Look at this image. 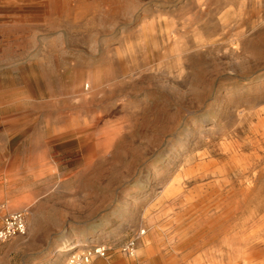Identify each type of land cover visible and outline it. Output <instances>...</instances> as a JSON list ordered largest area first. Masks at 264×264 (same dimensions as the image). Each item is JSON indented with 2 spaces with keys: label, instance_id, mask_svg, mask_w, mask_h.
Listing matches in <instances>:
<instances>
[{
  "label": "rangeland",
  "instance_id": "374dc122",
  "mask_svg": "<svg viewBox=\"0 0 264 264\" xmlns=\"http://www.w3.org/2000/svg\"><path fill=\"white\" fill-rule=\"evenodd\" d=\"M263 107L264 0H0V264H249Z\"/></svg>",
  "mask_w": 264,
  "mask_h": 264
},
{
  "label": "built area",
  "instance_id": "2783aa9c",
  "mask_svg": "<svg viewBox=\"0 0 264 264\" xmlns=\"http://www.w3.org/2000/svg\"><path fill=\"white\" fill-rule=\"evenodd\" d=\"M27 231L26 213L23 210L14 211L5 214L1 219L0 224V245L5 240L20 234H25ZM128 252H133L134 241L128 245ZM105 248L100 247L96 253L100 255L105 254ZM70 264H81L79 257L75 256L71 259Z\"/></svg>",
  "mask_w": 264,
  "mask_h": 264
},
{
  "label": "bare ground",
  "instance_id": "6f19581e",
  "mask_svg": "<svg viewBox=\"0 0 264 264\" xmlns=\"http://www.w3.org/2000/svg\"><path fill=\"white\" fill-rule=\"evenodd\" d=\"M184 1V0H183ZM198 3V2H197ZM259 7V6H258ZM231 11V10H230ZM230 13V12H229ZM148 21V20H147ZM220 21V20H219ZM222 23V22H221ZM169 39V38H168ZM229 47V46H228ZM221 53V52H220ZM98 70V69H97ZM64 75V74H63ZM264 108V107H263ZM216 159V158H215ZM191 163V162H190ZM264 221V220H263ZM202 231V230H201ZM144 232V230L140 233L141 237L140 240H144V238L142 237V233ZM247 234V233H246ZM148 244V243H147ZM144 251H150V249H144ZM140 252V251H139ZM141 253V252H140ZM150 253V252H149ZM148 253V254H149ZM95 256V255H94ZM97 256V255H96ZM264 257V253L263 252H260L259 250H257L256 248H252L248 251H246L244 254H243V258L244 260L247 261V263L249 264H254L255 262H257L259 259L263 258ZM121 264V263H120Z\"/></svg>",
  "mask_w": 264,
  "mask_h": 264
}]
</instances>
